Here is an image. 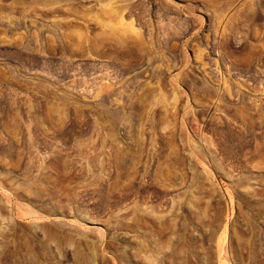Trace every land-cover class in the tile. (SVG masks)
Segmentation results:
<instances>
[{
  "label": "rangeland",
  "instance_id": "obj_1",
  "mask_svg": "<svg viewBox=\"0 0 264 264\" xmlns=\"http://www.w3.org/2000/svg\"><path fill=\"white\" fill-rule=\"evenodd\" d=\"M0 264H264V0H0Z\"/></svg>",
  "mask_w": 264,
  "mask_h": 264
}]
</instances>
